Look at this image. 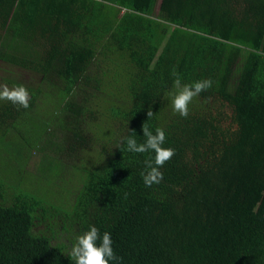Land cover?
<instances>
[{"label": "trees", "instance_id": "trees-1", "mask_svg": "<svg viewBox=\"0 0 264 264\" xmlns=\"http://www.w3.org/2000/svg\"><path fill=\"white\" fill-rule=\"evenodd\" d=\"M1 67L37 82L1 76L31 98L0 100V264H75L93 225L111 264H264V0H0ZM173 69L213 82L187 118ZM144 123L175 150L151 187Z\"/></svg>", "mask_w": 264, "mask_h": 264}, {"label": "clouds", "instance_id": "clouds-1", "mask_svg": "<svg viewBox=\"0 0 264 264\" xmlns=\"http://www.w3.org/2000/svg\"><path fill=\"white\" fill-rule=\"evenodd\" d=\"M172 75L176 77L174 80L176 92L171 101L173 111L187 118L189 104L193 98L210 89L213 82L211 79H204L192 84H182L175 69H173ZM30 98L28 89L23 85L11 88L7 84L0 85V100L10 101L12 104L26 109L29 107ZM147 116L149 119L153 116L151 109H149ZM142 132L145 137L144 142L138 143L134 135L126 136L124 142L129 152L146 153L152 151L155 153L154 161L152 159L146 160L145 170L141 172L145 186L151 187L163 180V173L160 169L175 155V150L163 146L166 140L163 128L157 127L153 132L147 123H144ZM112 245L111 234L107 231L101 234L100 230L93 225L76 237L69 255L75 260V264H111V262L122 259L116 256Z\"/></svg>", "mask_w": 264, "mask_h": 264}, {"label": "rangeland", "instance_id": "rangeland-1", "mask_svg": "<svg viewBox=\"0 0 264 264\" xmlns=\"http://www.w3.org/2000/svg\"><path fill=\"white\" fill-rule=\"evenodd\" d=\"M6 67V66H4ZM0 71V85H4L5 83L2 81L1 76H7V74L11 73V77L13 79L17 78V80H20L22 83H28V84H32L34 85L37 82V79L30 74L29 72L26 71H21L19 69H9L8 72L6 70V68H2L1 67ZM38 109V108H35ZM48 106L45 108V111H47ZM51 109V108H50ZM40 111V109H38ZM228 110V109H227ZM43 111V112H45ZM38 111L36 110L35 112H32V114L37 118L38 117ZM34 121L38 122V120L34 119ZM40 121V120H39ZM24 126V125H22ZM12 145L8 142H4L3 146H1L2 148H0V167L1 168H5L7 166H12L13 165V161H9V159L6 157V155L4 154V152L6 153V151H11V149H9V146ZM7 154V153H6ZM13 154V153H12ZM51 155V154H50ZM39 156L33 154V151L30 153V155L27 158L26 163L24 164V166L22 167V171L20 170H15V172L19 175H22L24 172H26L27 174H30L32 176H30L28 178L30 183H34L36 182V178H38L40 176V171L38 168V163H39ZM13 167V166H12ZM11 169V168H9ZM60 179V178H59ZM56 180L57 183L61 184L60 180ZM65 182L67 184L64 183L65 186H70L72 185V183L68 180H66L64 178ZM44 228V224H42L41 222H38V225L35 227L34 232L38 233L40 230H42Z\"/></svg>", "mask_w": 264, "mask_h": 264}]
</instances>
